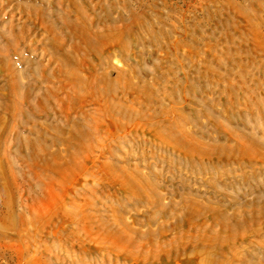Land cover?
Here are the masks:
<instances>
[{"label":"rangeland","instance_id":"rangeland-1","mask_svg":"<svg viewBox=\"0 0 264 264\" xmlns=\"http://www.w3.org/2000/svg\"><path fill=\"white\" fill-rule=\"evenodd\" d=\"M88 2L94 25L123 30L117 46L87 57L111 81L110 101L121 113L108 117L101 104L83 101L64 118L48 103L35 105L29 122L20 117L22 127L8 122L0 141V264H192L197 255L180 249L186 241L197 248L210 244L203 234L211 222L206 208L193 220L190 213L200 204L228 214L260 210L264 162L191 156L163 142L160 132L174 122L205 147L232 148L236 157L232 132L264 142V0ZM15 3L32 1L5 5L0 30L13 25L18 31L24 21ZM50 50L22 54L36 79ZM72 125L87 133L81 145L69 136L64 146L63 126ZM31 142L63 158L74 155L73 167L63 176L42 168L45 159L28 155ZM253 224L246 242H235V235L231 245L264 264V222ZM124 225L132 231L130 253L103 249L102 238Z\"/></svg>","mask_w":264,"mask_h":264},{"label":"bare ground","instance_id":"bare-ground-1","mask_svg":"<svg viewBox=\"0 0 264 264\" xmlns=\"http://www.w3.org/2000/svg\"><path fill=\"white\" fill-rule=\"evenodd\" d=\"M12 1L0 0V10ZM31 1L32 4L28 6L13 4V6L24 11V21L18 31L14 30L13 25L7 26L5 31L4 29L0 30V74L5 83L3 85L0 83V98L3 101L0 104V141L5 136L10 120L17 127H22L20 117L29 122V117L34 115L37 109L34 108L35 105L53 104L55 109L63 112H58V116L68 118L69 111L74 108L73 105L77 102H95L97 105L101 104L100 107L105 115L114 118L120 110L117 111L110 101L113 96L112 83L106 74L96 72L94 65L87 57L112 45L117 46L123 30L119 29L118 26H111L104 22L94 25L93 18L87 17L88 12L94 9V6L89 5L88 0H80L79 2L76 0ZM35 2L40 3V5ZM64 3L67 5L61 14L59 7H62ZM99 4L101 5L100 2ZM69 15L73 19H69ZM46 46L52 49V51L50 50L52 55L46 60L40 78L36 79L33 77L35 76L34 71L30 69L31 66L28 63L30 58H25L22 54L30 53L38 47L45 50ZM13 59L17 64H26V69L21 72L12 62ZM50 66H52V70L47 73ZM22 76L26 78L25 82L22 81ZM118 77H120L119 74ZM126 84L132 86L130 81H127ZM65 122L67 121L65 120ZM63 129L65 130L62 132H67L68 135L64 142L60 141L64 146L67 145L65 142L69 136L81 145L82 139L84 140V135L87 133V131H81L73 125L63 126ZM165 129V134L160 132L161 140L185 150L191 156L192 152L197 151L203 156L220 153L235 160L247 157L264 162V142L262 143L261 140L248 134L240 136L231 133L236 137V139L231 138L237 142V153L241 155V157H236L233 155L235 153H233L232 148L205 147L192 134L181 130L177 131L174 122L165 125ZM27 131L28 133L32 132L30 128ZM28 146L30 149L28 155H31L32 160L36 158L45 159L42 168L50 169L58 175L66 174L67 169L72 168L75 163L74 155L63 158L60 152L47 151L45 146L40 148L36 142H31ZM75 152L73 150L71 154H75ZM135 182L133 183L135 184ZM193 201L196 200L193 199ZM261 201L263 205L259 208L260 210L254 208L252 213L248 212L244 215L228 214L220 206L207 205L204 207L202 204L198 205V208L196 207L190 213V219L193 220L206 208L205 211L209 212L208 217L211 223L206 226V233L203 236L209 239L211 243H207V246L204 245V248H197L196 246H189V242L186 241L188 245H183L180 250L190 252L189 257L197 255V260L192 264H258L239 255L234 249L235 246L231 245L230 240H233L236 235L235 242H246L248 235L255 232L253 223L264 222V198ZM228 202L227 206L229 207L232 202L231 200ZM250 221L252 224L249 223ZM213 225L219 227L216 232L209 234L208 232L212 230ZM131 234V229L126 225L121 230L109 231L102 238H105L107 243L101 246L103 249L106 248L117 254L123 248L127 250V253H130L127 247L129 248L132 243L128 237ZM178 237L184 238L181 235ZM222 242L229 243L225 245ZM225 254L229 256L224 257ZM216 255L218 257H215ZM146 259L149 260L148 258L144 260Z\"/></svg>","mask_w":264,"mask_h":264}]
</instances>
